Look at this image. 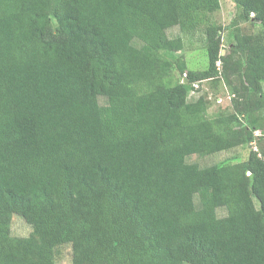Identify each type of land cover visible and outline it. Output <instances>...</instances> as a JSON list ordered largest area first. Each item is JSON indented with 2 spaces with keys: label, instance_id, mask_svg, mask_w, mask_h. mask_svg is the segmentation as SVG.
Here are the masks:
<instances>
[{
  "label": "trees",
  "instance_id": "1",
  "mask_svg": "<svg viewBox=\"0 0 264 264\" xmlns=\"http://www.w3.org/2000/svg\"><path fill=\"white\" fill-rule=\"evenodd\" d=\"M234 1L225 26L221 0H0V264L65 243L73 264H264V0ZM217 79L231 106L210 114Z\"/></svg>",
  "mask_w": 264,
  "mask_h": 264
},
{
  "label": "rangeland",
  "instance_id": "2",
  "mask_svg": "<svg viewBox=\"0 0 264 264\" xmlns=\"http://www.w3.org/2000/svg\"><path fill=\"white\" fill-rule=\"evenodd\" d=\"M238 9L234 0H221V9L215 13L217 22L223 25L230 24L237 18ZM244 32H253L260 29V25L251 22H244L241 24ZM169 36L176 37L181 35L179 26H174L168 29ZM199 33L193 38H186V47L178 54H183L187 60L188 67L192 69H202L207 67L209 57L205 50L204 39ZM230 29L225 30L223 33V53L230 51ZM200 94H206L209 99V113L214 114L218 111H230V98L231 96L227 85L220 80H204L199 90ZM105 103V98L101 99ZM261 147L264 149V140L261 142ZM257 148V147H255ZM250 147L248 145L238 146L229 150H225L216 154H192L189 155L187 160L189 162H196L202 166L210 165L212 163L221 162L223 160L239 161L247 158ZM220 215L226 213L225 209H220ZM32 226L21 216L14 214L12 219V233L18 236H28L32 232ZM73 248L71 243H65L56 249V264H73Z\"/></svg>",
  "mask_w": 264,
  "mask_h": 264
}]
</instances>
